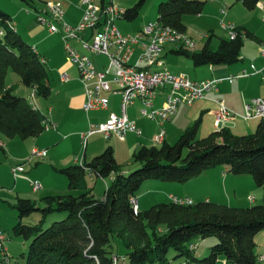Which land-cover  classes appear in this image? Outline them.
Segmentation results:
<instances>
[{"label": "trees", "instance_id": "obj_1", "mask_svg": "<svg viewBox=\"0 0 264 264\" xmlns=\"http://www.w3.org/2000/svg\"><path fill=\"white\" fill-rule=\"evenodd\" d=\"M146 1L134 0L124 9L121 20H136ZM207 1H161L156 22L185 33L183 17L200 15ZM235 1L248 11H253L260 2ZM0 30L3 31L0 134L7 139L37 138L50 121L26 98L15 95L13 87L7 88L5 79L8 69L12 68L20 83L32 90L33 97L48 99L51 87L45 59L22 39L10 17L1 10ZM235 33L234 38L219 39L216 48L211 45L213 34H210L199 51L180 47L170 53L189 60L194 68L230 66L240 61L245 40L262 42L244 27H235ZM200 123L201 114L192 126L180 133L174 144L141 146L132 155L139 167L129 173L121 172L114 151L108 146L88 162L83 160L81 164L55 170L66 177L68 189L73 193L45 196L38 201L17 197L13 205L12 233L30 240L26 253L21 255L24 264H114L116 257H112L110 250L114 234L124 246L127 264H166L170 250L177 253L176 257H184L194 264H216L219 257L224 259V264H257L255 237L264 231V205L238 208L210 202L185 205L170 200L134 213L129 204V198L137 197L145 182L183 184L216 166L226 167L233 175H249L258 187L264 185L263 121L249 135L238 136L223 129L197 139ZM0 150L3 153V146ZM89 177L110 179L102 199L92 194L93 188L87 182ZM34 213L39 215V220L34 224L25 223ZM53 214L64 217L46 225L47 218ZM160 226L166 232L158 236ZM196 238L216 240L209 247V254L201 259L193 256L191 242Z\"/></svg>", "mask_w": 264, "mask_h": 264}, {"label": "rangeland", "instance_id": "obj_2", "mask_svg": "<svg viewBox=\"0 0 264 264\" xmlns=\"http://www.w3.org/2000/svg\"><path fill=\"white\" fill-rule=\"evenodd\" d=\"M76 1L77 0H32L31 3L29 2L27 4L21 0H0V10L10 17L18 34L25 42L29 43L30 46H37L41 56H44L47 60L46 70L49 75L51 95L47 100L36 96L31 98L32 90L20 83L19 76L12 68H9V72H7V84L13 87V93L15 95L26 98L32 105H34L36 101H39V104L47 114L43 113L48 121L52 118L51 115L53 112V123L57 122L56 124L58 127L56 130L47 128L41 135V138L53 142L52 145H56L49 149H46V144L45 146L39 147L40 150L47 151L44 160L37 161L31 159L27 163L26 161L30 159L31 153L29 146L33 139L24 141L18 137L7 139L0 134V143H4V149L8 155V158L6 159L2 158L0 155V233L7 236L5 246L13 264H24L21 255L26 253L27 246L30 242V240H25L21 236H14L12 233V227L15 222L13 205L16 202V198H29L38 201L40 198L44 197V195H41L43 190L40 189H38L40 190L38 194L33 195L29 183L36 181L37 183H41V181L48 183L51 187V191H47L48 193L44 194H71L73 192H69V189H66L67 191H61L63 189L62 181L66 186H68V182L65 176L54 171V164H68L71 158L74 160V158L78 157L80 160L84 154L86 160L90 161L93 157L100 155L108 146L113 149L114 157L117 163L121 166V172L129 173L139 167L133 162L132 155L141 146H155L154 137L159 134L160 131L165 132L167 144H174L180 133L192 126L201 114L199 106H201L202 103L200 101H195L196 103L190 107L185 103H181L178 107L179 110L175 119L173 116L171 118L172 120L165 122L164 126L160 129L155 122L141 116L139 111L142 106L136 101L134 105L127 108L126 114L129 120L136 124V128L142 132L141 136L131 133L124 140H120L115 136L106 138L102 134H93L87 137L84 143L81 142L82 140L80 137H73L72 133L76 132L81 125L79 122L80 111H78L76 106L71 104V100H69L71 96L75 94V90H73L71 86L75 81H79L78 72L75 66L68 63L61 38L57 34L50 35L46 27L38 24L35 21V18L38 14L39 16L44 15L45 2L59 3L64 10V22L69 25H72L73 23L76 24L80 17V11L76 8ZM161 1L164 2L166 0H147L136 20L133 22L120 21L116 23L119 31L124 35H134L142 31L146 24L154 23L157 17V7ZM234 1L235 0H232L231 3H228L224 0L223 3L221 2V7L215 9L208 0L205 9L206 7H210L214 16L210 20H203L206 16H202V18H197L196 16L183 17V22L186 26V34L195 43L196 51H199L202 48L207 36L210 34H213L211 43L215 48L219 43V39H229V33L222 29L221 24L228 25L233 24L232 22H234V24L239 23L249 26L251 32H254L257 38L261 39V43H264L263 13H261L259 9L248 11L242 6V4H236ZM113 3L119 8L126 9L134 3V0H113ZM67 4L71 6L69 9H65ZM223 4L225 5V12L220 13V8L223 7ZM44 17H47V15H44ZM36 25L41 27L35 28ZM261 43L254 40H245L240 53L241 60L233 65L222 67H227L229 69L228 75H224L225 77L223 76V78L237 77L242 74L243 71L249 73L252 66L256 70L263 68L264 56H262L260 52ZM70 45L75 46V43L71 42ZM82 53L87 55L97 68H102L103 66L108 65V60L103 55H91L84 51H82ZM135 58L136 56H134L132 62ZM164 64H168V67L171 69H176L178 73L177 75L188 76V79L190 80H220L214 78L213 75L210 74V67L203 66L194 68L189 60L181 57H175L168 54L167 63L164 61ZM64 70L68 72V75L70 76V79L67 81L69 84H66L65 81L61 82L60 80V74ZM262 75H264V69L261 76L253 75L244 79H235L233 82L231 81L232 83L230 82L231 84H228L227 81H220L217 85L218 94L215 95L214 92H212L213 94H208L210 99H220L231 106V109L226 107L232 113L236 114V117L232 122L231 132L238 136L252 134L260 121V119H251L246 122L242 118V115L245 112L246 104L250 103L252 99L264 97V81L262 80ZM206 77L209 78L205 79ZM107 98L109 99V111L120 115L121 109L118 101L119 97L108 94ZM32 100H34V103ZM46 102H48V106H51L49 109H46ZM161 102V100H158L156 105H160ZM207 104L210 108L215 107L210 102H207ZM49 110L50 112L48 113L47 111ZM103 112L104 111L89 112V124L99 125L105 123L107 116ZM84 113L86 112L84 111ZM212 123V118L207 113H204L203 115L201 114V124L197 133V139H201L215 130ZM23 163H26L25 172L27 173L28 171H31L25 175H22V173L19 174L20 177L17 179L19 181L18 186H20L19 184L22 182L23 188L18 187L15 189L16 181L12 176L10 166L14 167ZM68 166L71 165H67V167ZM32 178H34L35 181ZM22 180L25 181L23 182ZM105 182L109 183V179H105ZM253 185L256 189L254 193H247L239 196V203L244 204L241 205L243 208L262 205L260 200L261 198L264 199V185L258 187L255 185L254 181ZM89 187L93 188L92 194L95 198L102 199L105 190V183L102 179H97L92 183H89ZM144 187L145 186L142 187V190ZM242 190L245 189L242 188ZM37 192L38 191L33 193ZM141 192L139 190L137 193L138 211L140 212L148 210L156 204L169 202L168 196L165 194L166 192H158L162 194H157L150 189V192L143 196L140 195ZM20 194L23 197H20ZM227 197L235 200L234 194L230 190L227 191ZM233 206L234 205H231L230 207ZM63 217L64 215L61 214H53L47 218L46 225H49L53 221L60 220ZM38 220L39 215L34 213L27 217L24 222L34 224ZM165 232L166 228L164 226H160L157 229L158 236H161ZM255 238L257 243L255 248L258 257L257 264H264V259L260 260V257L264 258V231H260ZM215 242L216 240L214 238L194 239L191 242L194 247L193 256L199 259L207 256L209 254V247ZM110 245V250L113 252L112 257L117 258L115 264H127L124 257V246L115 234L111 237ZM176 255L177 253L174 250H170L167 256L168 262L166 264H194L193 262L187 261L184 257H176ZM216 264H224V259L219 257Z\"/></svg>", "mask_w": 264, "mask_h": 264}, {"label": "built area", "instance_id": "obj_3", "mask_svg": "<svg viewBox=\"0 0 264 264\" xmlns=\"http://www.w3.org/2000/svg\"><path fill=\"white\" fill-rule=\"evenodd\" d=\"M44 6V15L47 17L38 14L36 22L46 27L50 35L57 34L63 41L68 63L75 66L78 79L84 88L83 111L86 113L107 111L109 109L108 94L119 96L120 99V115L110 112L105 123L89 124L88 131L81 135L83 143L93 134H102L106 138L115 136L120 140H124L131 133L141 136L142 132L126 115L127 108L136 101L142 106L139 111L141 116L150 121H156L161 129L163 124L175 115L181 103L190 106L197 100L206 99L209 93L217 91V84L220 81L230 82L233 79V77H227L220 80L192 81L184 75L171 73L165 67L163 60L166 47L195 50L196 45L192 39L186 33L162 26L156 21L146 24L142 31L134 35H124L116 24L122 19L124 9L116 6L112 0H77L76 8L81 14L74 25L64 22V10L59 3L45 2ZM224 6L223 4L220 8V13L225 12ZM261 8L263 9L264 5H261ZM262 21L264 22V13ZM221 27L229 33L230 38L236 36L233 24H221ZM2 36L3 31L0 30V37ZM71 42H74L75 46H71ZM82 51L91 55L105 56L108 65L97 68ZM260 52L264 56V43H261ZM134 56L136 58L132 62ZM257 73L260 71L252 66L251 72L243 71L234 78H245ZM68 79L69 76L66 73H61L62 82ZM262 80L264 81V75ZM160 93L165 94L164 102L160 108H154V101ZM213 101L217 106L213 119L214 129L220 131L231 128L236 114L228 110L222 100ZM242 118L245 121L263 120L264 99L255 98L246 104ZM50 124L47 123V127L54 128ZM164 138L165 132L160 131L154 137L155 146L161 145ZM0 146H2L1 143ZM46 154V150L34 147L26 163L31 159H44ZM26 163L11 168L14 179H17L21 173L23 175ZM30 187L33 192L40 189L37 182H31ZM171 200L177 204H192V201L186 198L172 197ZM128 201L133 212L137 213V198L131 196ZM6 241L7 236L0 233V264H13L5 246ZM262 259L264 258L260 257V260ZM113 261L115 264L116 258Z\"/></svg>", "mask_w": 264, "mask_h": 264}, {"label": "crops", "instance_id": "obj_4", "mask_svg": "<svg viewBox=\"0 0 264 264\" xmlns=\"http://www.w3.org/2000/svg\"><path fill=\"white\" fill-rule=\"evenodd\" d=\"M211 5L214 6L215 9L221 7V2L223 3L224 0H209ZM228 3H231L232 0H226ZM77 2V1H76ZM113 2V0H112ZM208 2V1H207ZM236 4H238L239 2H236L234 1ZM241 4V3H239ZM207 5V3H206ZM205 5V6H206ZM261 5H264V0H260V2L258 3V5L256 6L255 9H259L261 13H264V8L262 9L261 8ZM67 7L65 9H69L71 6H69L68 4L66 5ZM254 9V10H255ZM253 10V11H254ZM81 14V12H80ZM203 14V15H202ZM80 16V15H79ZM202 16H206L205 18H203V20H210L212 19L214 16L211 12V8L210 7H204L202 13L198 16H196L197 18H202ZM80 18V17H79ZM228 18V16H227ZM122 21V20H120ZM118 21V22H120ZM232 21V20H230ZM184 23V22H183ZM233 25H235V27H244L246 28L247 30L251 31L250 27L245 25V24H239V23H236L234 24V22H232ZM74 25V23L72 24ZM185 25V24H184ZM238 25V26H236ZM41 26H38L36 25L35 28H40ZM186 27V26H185ZM210 29V28H209ZM186 33V32H185ZM254 33V32H253ZM208 37V36H207ZM257 37V36H256ZM261 40V39H260ZM263 40V39H262ZM36 45V44H35ZM212 45V43H211ZM214 47V46H213ZM36 52L41 55L39 53V50L37 49V46L36 47H33ZM215 48V47H214ZM173 50L172 47H166L165 51H164V55H163V60L167 63V59H168V54L171 55V51ZM173 56V54H172ZM44 58V56H42ZM45 59V58H44ZM241 60V59H240ZM47 60L45 59V62ZM71 65V64H70ZM46 66H47V62H46ZM165 67L167 68L168 67V64L166 65L165 64ZM210 67V66H208ZM222 67H225V66H212L210 67V74L213 75L214 78L216 79H225L223 78L224 75H228V72H229V69L226 67V68H222ZM169 68V67H168ZM167 68V69H168ZM214 68V69H213ZM216 68H219V69H216ZM264 69V66L263 68L261 69H258L257 71H260V73L262 74V71ZM9 70V69H8ZM171 73L177 75V70L176 69H171L169 68L168 69ZM9 72V71H7ZM251 72V71H250ZM62 73H66L68 75V72H66L65 70L62 72ZM260 73H257V74H254V75H260ZM182 74V73H181ZM8 75V73H7ZM7 75H6V78H7ZM61 75V74H60ZM69 76V75H68ZM250 76H253V75H250ZM188 77V76H187ZM225 77V76H224ZM249 77V76H248ZM209 77H206L205 79H208ZM247 78V77H245ZM69 79H70V76H69ZM68 79V80H69ZM239 80V79H244V78H234L232 79V82L234 80ZM67 80V81H68ZM77 80V78H76ZM67 81L65 82L66 84H69V82L67 83ZM194 81V80H192ZM199 81H203V80H199ZM227 80H222L221 82H225ZM62 82V81H61ZM228 82V81H227ZM231 82V81H230ZM228 82V84L230 83ZM231 82V83H232ZM230 83V84H231ZM5 85L6 87H11L9 84H7V81L5 79ZM218 85V84H217ZM73 90H75V94H73L71 96V98L69 100H71V104H73L74 106H76V109L78 111H80V119H79V122H80V126L78 127L77 131L76 132H73L72 133V136L73 137H77L82 140L81 138V135H83L84 133H86L89 129V117H88V114L89 113H84L83 111V105H84V102H85V94H84V88H83V85H81V83L77 80L75 81L72 86ZM213 94V93H211ZM214 94H218V86H217V91L214 92ZM210 95V94H209ZM209 95L207 96L206 99H203V100H198L196 102H201L202 105L199 106V111H201V114L203 115L204 113H207L211 118H212V122H213V119H214V113L216 112L217 110V106L216 104L214 103V101L212 99L209 98ZM116 97H119V96H116ZM264 99V97H262ZM118 99V98H117ZM164 99H165V94L164 93H160L159 96L155 99L154 101V108H160L161 105L163 104L164 102ZM47 100V99H46ZM120 99H118L119 101ZM158 100H161V104L160 105H156V102ZM138 102V101H137ZM194 102V103H196ZM207 102L209 103H212L215 107L213 108H210V106L207 104ZM33 103H34V100H33ZM140 103V102H139ZM194 103L192 105H194ZM46 104V109H49V107L51 106H48V102L45 103ZM134 105V104H133ZM140 105V104H139ZM190 105V106H192ZM224 105L228 108V109H231L228 105V103H224ZM188 106V107H190ZM33 107H36L41 113H44L46 114L45 110H43V108L41 107V105L39 104V101H36L35 104L33 105ZM179 107V106H178ZM178 107H177V111H176V114L174 115V119L175 117L177 116L178 114ZM48 113L50 112L47 111ZM100 112V111H98ZM112 112V111H109V109L107 111H104L103 113L108 116V114ZM235 114V113H234ZM47 115V114H46ZM127 115V114H126ZM52 118H50V125L54 128H51L53 130H56L58 127H57V122L53 123L54 119H53V112H52ZM128 118V117H127ZM129 119V118H128ZM173 119V120H174ZM172 120V119H170ZM52 121V122H51ZM260 121H263L264 123V119L263 120H260ZM259 121V122H260ZM156 123V121H153ZM247 122V121H246ZM157 124V123H156ZM165 124V123H164ZM163 124V126H164ZM201 124V123H200ZM136 125V124H135ZM213 125V123H212ZM158 126V125H157ZM159 127V126H158ZM200 127V125H199ZM232 127V126H231ZM214 128V127H213ZM199 130V128H198ZM229 130H231V128H229ZM215 131V130H214ZM198 133V132H197ZM235 134V133H234ZM129 135V134H128ZM127 135V136H128ZM56 136V135H55ZM54 136V137H55ZM166 136V134H165ZM29 139H33L30 143V151L32 148L36 147V148H39V147H42V146H46L47 147L46 149H49L50 147H54L56 145H52L53 142H49L47 141V139H43L41 138V136L37 137V138H29ZM68 139V138H67ZM165 139V138H164ZM28 140V139H26ZM24 141V140H23ZM3 142V141H2ZM60 142V141H59ZM57 142V143H59ZM82 142V141H81ZM164 142H166V139L164 140ZM83 143V142H82ZM4 144V143H3ZM2 144L3 146V153L1 152L0 150V155L2 158L6 159L8 158V155H7V152L5 151L4 149V145ZM53 151V150H52ZM51 154V152H50ZM47 155V154H46ZM76 157V156H75ZM86 161V156L84 154V156H82V159H78V157L74 158H71L70 162L68 164H60V165H57V164H54V171L57 170V169H60V168H64L66 167L67 165H74V164H78L80 163V161ZM11 166H10V170H11ZM31 171V170H30ZM28 171V172H30ZM27 172V173H28ZM26 172H24L23 175L27 174ZM123 173V172H122ZM126 174V173H124ZM34 175V174H33ZM32 175V176H33ZM31 176V177H32ZM20 177V176H19ZM18 177V178H19ZM17 178V179H18ZM17 179H14L16 181V186H15V189L20 187V188H23V183L21 182L18 186V183L19 181ZM34 179V178H32ZM105 183V187H107V182H105V179H102ZM253 179L251 178V176H248V175H238V176H234L233 174L229 173L228 169L224 166H216V167H212V168H209L205 171H203L200 175H198L197 177H194L192 179H190L189 181H187V183H183V184H177V183H165V182H161V181H148V182H145L142 184L141 188H140V192H141V196L145 195V194H148L150 192V189L155 191L157 194H162V193H158V192H166L165 194H167L168 196V201L170 202L171 198L172 197H176V198H179V199H190L192 201V203H199V202H210V203H216V204H224V205H234L233 207H238V208H243L241 207V205H244L242 203H239V196L241 195H244V194H247V193H254L256 191L254 185H253ZM23 182L25 180H22ZM35 181V179H34ZM94 180H92L91 177L87 178V182H88V186H89V183H92ZM110 181V179H109ZM37 182V181H36ZM40 185V190H43V192H41V195H44L45 196H52V195H48V194H44V193H48L47 191H51V187L48 183H45L44 181H41V183H39ZM44 185V187H43ZM29 186H30V183H29ZM144 187V189L142 190V187ZM62 187L63 189L61 191H67L68 190V186L64 185L63 181H62ZM229 187V188H227ZM242 188H244L245 190H242ZM67 189V190H66ZM37 193H33L31 191V193L33 195H36L39 193V191ZM230 190L233 194H234V199L235 200H232L230 199V197L228 198L227 197V191ZM26 191V190H25ZM27 192V191H26ZM70 192V190H69ZM28 193V192H27ZM65 193V192H64ZM20 197H23L21 194L19 195ZM139 196V195H138ZM25 197V196H24ZM137 198V197H136ZM138 200V199H137ZM261 204L264 205V199L261 198L260 200ZM257 203V202H255Z\"/></svg>", "mask_w": 264, "mask_h": 264}]
</instances>
